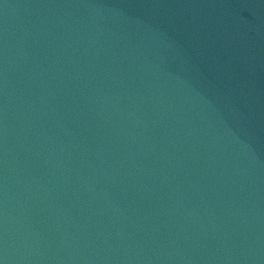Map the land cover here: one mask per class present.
<instances>
[{"label":"water","instance_id":"obj_1","mask_svg":"<svg viewBox=\"0 0 264 264\" xmlns=\"http://www.w3.org/2000/svg\"><path fill=\"white\" fill-rule=\"evenodd\" d=\"M3 264H264V0H0Z\"/></svg>","mask_w":264,"mask_h":264},{"label":"snow or ice","instance_id":"obj_2","mask_svg":"<svg viewBox=\"0 0 264 264\" xmlns=\"http://www.w3.org/2000/svg\"><path fill=\"white\" fill-rule=\"evenodd\" d=\"M0 264H3V261L2 260H0Z\"/></svg>","mask_w":264,"mask_h":264}]
</instances>
